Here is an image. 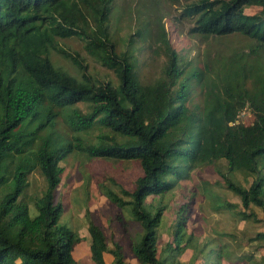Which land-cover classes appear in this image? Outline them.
Returning a JSON list of instances; mask_svg holds the SVG:
<instances>
[{"label":"trees","instance_id":"16d2710c","mask_svg":"<svg viewBox=\"0 0 264 264\" xmlns=\"http://www.w3.org/2000/svg\"><path fill=\"white\" fill-rule=\"evenodd\" d=\"M250 3L259 6L257 12L243 11ZM164 17L158 0H0V264H76L73 250L83 238L60 223L63 206L53 203L59 163L74 150L139 163L142 172L131 189L118 184L117 192L105 191L143 230L130 243L139 264H222L227 258L225 245H199L187 230L185 205L173 225L174 245L160 248L157 242L163 206L153 208L146 198L173 190L192 163H223L221 176L240 198L243 217L255 216L251 206L264 213V0H198L179 10L178 19L193 23V37L242 41L240 53L218 70L185 59L172 46ZM124 19L133 29L120 36ZM70 37L112 69L116 82L93 79L82 59L59 45ZM139 41L163 57L152 81L140 78L133 53ZM52 52L69 58L79 75L54 63ZM193 90L201 97L197 105ZM82 102L87 111L75 107ZM244 108L248 123L238 117ZM94 126L101 130L97 142L74 143L75 136L80 139L74 133ZM34 170L44 185L30 216L25 190ZM233 173L247 185L233 180ZM88 231L91 264H106L104 253L111 254L110 264H127L121 243L111 239L109 246L104 229L91 219ZM256 239L264 247V232ZM187 247L193 255L182 262ZM244 260L264 264V256Z\"/></svg>","mask_w":264,"mask_h":264},{"label":"rangeland","instance_id":"374dc122","mask_svg":"<svg viewBox=\"0 0 264 264\" xmlns=\"http://www.w3.org/2000/svg\"><path fill=\"white\" fill-rule=\"evenodd\" d=\"M195 1L198 0H158V7L165 14L163 21L166 24L172 46L185 59L191 58L192 65L207 63L218 70L224 63H228L230 57L240 53L243 43L237 37L217 40L189 35V29L193 23L191 20L178 19V13L182 6ZM258 9L259 6L256 3L243 6V11L247 14H253ZM118 27L120 36H122L133 29V22L124 19ZM58 43L69 53L78 55L82 59L83 64L87 66V72L93 79L101 82L109 80L116 82L115 72L89 56L79 38L59 39ZM133 53L139 62L141 80L152 81L160 75L163 57L157 58L155 54L147 51L146 42H137ZM51 58L54 63L62 66L71 74L79 75L69 58L56 52L51 53ZM200 100L201 97L193 90V104H199ZM75 107L81 111L89 109L86 102L78 103ZM240 120L244 123L250 122V113L245 112ZM59 126L65 127L66 123L60 120ZM100 131L99 127L94 126L88 133H74L73 135L80 137V139H75V136L74 143H80V145L95 143ZM59 165L63 171L53 203H61L63 206L60 223L76 231L83 238L73 250L76 264H91L88 231L90 219L104 229L110 240L109 246L112 245L111 239L121 243L124 261L127 264H139L132 254L130 243L138 241L143 230L133 220L129 209H117L105 195L108 188L117 192L118 184L131 189L134 181L142 172L139 163L135 160L90 158L85 153L74 150L60 161ZM221 172H226L223 163L209 165L199 162L192 163L186 174L178 179L173 190L160 196L150 195L146 198L153 208L157 205L163 206L161 221L156 230L160 248L166 246L167 243L174 245L173 225L180 213V206L185 205L184 212L188 211L190 216L187 230L193 231L194 238L199 240V245L203 242L208 243V246L225 245L227 258L222 259V264H250L249 261L244 260L247 255L252 254L256 260L264 256V247L258 248L256 245L257 234L264 232L263 211L251 206L255 216L249 215L248 218H244L240 198L226 188ZM230 177L247 185L246 180L239 173H233ZM43 185V177L37 170L29 174L25 194L31 200L30 216L37 213L33 201L40 195ZM104 255L106 264H110L111 254L105 253ZM192 255V248L187 247L179 256V260L187 262ZM197 263L194 260V264Z\"/></svg>","mask_w":264,"mask_h":264},{"label":"built area","instance_id":"2783aa9c","mask_svg":"<svg viewBox=\"0 0 264 264\" xmlns=\"http://www.w3.org/2000/svg\"><path fill=\"white\" fill-rule=\"evenodd\" d=\"M245 112H248L247 108H244L239 114L238 117H241Z\"/></svg>","mask_w":264,"mask_h":264},{"label":"crops","instance_id":"0c3cea01","mask_svg":"<svg viewBox=\"0 0 264 264\" xmlns=\"http://www.w3.org/2000/svg\"><path fill=\"white\" fill-rule=\"evenodd\" d=\"M105 254V253H104ZM104 260H105V255H104Z\"/></svg>","mask_w":264,"mask_h":264}]
</instances>
